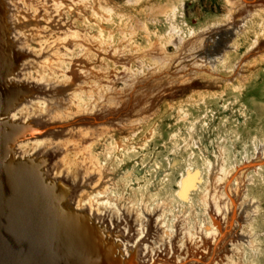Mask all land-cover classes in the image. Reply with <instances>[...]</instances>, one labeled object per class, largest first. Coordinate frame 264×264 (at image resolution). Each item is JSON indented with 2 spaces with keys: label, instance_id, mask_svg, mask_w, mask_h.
I'll list each match as a JSON object with an SVG mask.
<instances>
[{
  "label": "rangeland",
  "instance_id": "rangeland-1",
  "mask_svg": "<svg viewBox=\"0 0 264 264\" xmlns=\"http://www.w3.org/2000/svg\"><path fill=\"white\" fill-rule=\"evenodd\" d=\"M43 9L17 16L31 76L48 79L52 91H80L82 108L119 111L84 122L106 130L83 142L94 168L76 180L87 193L104 187L121 208L115 228L110 207H100L103 221L94 219L118 256L177 264L191 249L194 264H264V0H55ZM0 22L5 29L2 14ZM8 28L1 33L14 66L23 58L13 54L19 48ZM226 29L233 36L211 64L207 45ZM71 73L82 89L70 85ZM30 91L16 87L11 97ZM20 123L13 121L27 126ZM59 157L39 154L33 165L44 173L53 163L60 173ZM71 181L51 179L67 201ZM135 212L142 220L151 213L144 231ZM140 233L138 249L127 253L124 244Z\"/></svg>",
  "mask_w": 264,
  "mask_h": 264
},
{
  "label": "bare ground",
  "instance_id": "bare-ground-1",
  "mask_svg": "<svg viewBox=\"0 0 264 264\" xmlns=\"http://www.w3.org/2000/svg\"><path fill=\"white\" fill-rule=\"evenodd\" d=\"M53 2H55V0H0V14L3 15L4 23H5L3 24L7 26L6 27L7 30H9L8 28L9 24H11L12 29L15 28L13 32L14 42L12 41L11 42L12 44H10V46L14 44L15 47L19 48V50L15 49L17 51H12L11 48L10 51H12L14 55H18L19 57L23 58V60L22 59L18 60L19 62L16 63V65L12 66V60L9 57V55L7 56L6 53L7 52L6 49H9V47L5 41L0 42V54H1L0 59L1 61L4 60L3 61L4 63H2L1 65L5 66L6 70L4 71L11 70L10 73H7L8 72L7 71L6 72L7 74L5 73L6 75L2 76L3 78L0 79L1 84L4 85L1 87L4 93L0 92V128L5 126V124L8 122L13 123V121L21 122L20 124L27 123L26 126L27 130L22 132L21 134H17V137L11 143V145L4 147L6 148L8 147L14 159L16 161L22 162V164H29L31 162L33 163L34 159H36V156L39 154H47L48 156L52 155V153L60 154V157L58 158V160H60L61 162L60 173L55 170V166H53L54 165L53 163L52 165L49 166L47 165L46 167H44V173L43 172L42 173L43 175L45 174L44 175L45 177L53 179L59 184L62 183L61 182L62 179L67 177L72 180L71 182L73 183L72 187L74 190L72 191L73 195L69 198V201L63 199L64 204L66 205L65 207H68L72 209V211H76L77 213L79 212L86 215H88V213H86L88 210L89 215L98 222H101L105 219V213L100 211V207L101 206L110 207V210L113 213L110 216V220L112 219L110 224L111 226H113V228H115V221L113 220V215L117 216L118 213H120L121 208L118 207L116 210V207H114L113 203H111L107 199L108 197L107 198L104 197L103 195L105 190L104 187L101 190L98 188L95 189L94 193L93 192L87 193L84 191L83 188L78 187L76 180H78L77 178L82 177V175H84L85 177L87 174H89L88 172L91 171V168L92 167L94 168V166L91 165L92 159L90 157V152H89L90 150L86 145L83 144V142L85 143L89 141V144H91L90 140H93V137L96 136V134L98 135L99 132H102L104 134L106 130V126H104V124L100 125L99 123V126L101 127H97L96 129L97 124L94 125L95 127L86 126L83 125L84 122L98 121L103 119L108 120L110 117L112 118V114H115L114 116H116L119 113V111L115 112V110L112 109L110 110L100 109V112L98 113L97 110L95 111V109L93 108L91 109L89 108L85 109L87 107L82 108L79 105H82L83 102L84 103L86 102L80 98L79 100H77V97H79L80 94L78 92L80 91H75V88L72 90L71 88H69L68 90L65 89L66 87L63 90H59V91L54 88L55 91L54 90L52 91L50 90V88L52 89L53 86L48 79L43 78L44 80L43 81L41 79H38L37 77H33L27 70L28 64L31 61V59L28 57L29 53L28 50L25 48V40H23V37L21 36L22 33L20 34L18 29H16V22L18 20L17 16L23 14H31V13L37 15H44L45 12L43 9V5L44 7L45 6L49 7L51 4H53ZM20 21L24 22L23 20ZM7 22L9 24H7ZM26 23H28V21H26ZM17 26H19V24ZM215 35H214V40H215ZM62 45L64 44L62 43ZM216 48L218 49V46L217 43L215 42L207 45L206 53L208 55H206V59L214 56L212 60L210 59L211 64H214L215 61L220 60L222 58L221 55L218 58H215V56H218L223 51L216 50L218 52L212 54V52H214ZM62 73H65V71ZM72 73L68 75L70 85L71 86L79 85L82 82V80L78 79L74 74L72 76ZM16 87L30 89L31 91L27 94H22L20 96L17 95L15 99L13 97L14 101L12 102L11 105H9L8 103L9 100L3 103L4 99H9L10 96H13ZM4 88H7V90L5 91ZM79 88L82 89L81 85H79ZM55 98L60 99V104L56 102ZM77 102H79V104H77ZM83 106L85 105L83 104ZM67 123L72 125H66ZM17 126L20 127L19 125L16 124V127L13 128L12 130H14L15 132L16 131L19 132L20 128H17ZM63 126H67V127L63 128ZM0 169L2 168L0 167ZM95 170H93V172ZM83 172H85L86 174H84ZM188 174H190V172ZM192 174H194V172L191 173L189 176H187L188 180L186 183L188 185H192L195 182ZM102 176L104 175L102 174ZM78 181H80V178ZM87 183L90 184L92 187L96 186V183H92L91 181L90 183L89 182ZM192 186L190 188H192ZM99 196L103 198L99 199L98 198ZM0 202L7 204L9 202L10 205L14 204V211H17L21 215L22 219H25L27 222L33 223L34 220L39 215V209L34 204L35 203L34 200L32 201V199L25 194V192L22 190L21 183L14 177L13 173L10 172L8 169L6 170L2 169V171H0ZM248 207L250 206L247 205L246 208ZM8 213L9 214L13 213V210H10ZM135 213L136 216H134V223H138L139 225L144 226L142 227V230L144 231L146 225L145 220L150 219L149 216H151L150 215L151 213L147 214L146 216H143V220L141 219L142 217L139 212H135ZM144 217H146V219H144ZM159 220H160L159 216H157L155 218V221L156 223H158V225L160 224L161 226ZM35 225L40 227L39 229L36 227L38 234L45 232L47 235H50L49 232H47L48 231L47 227H49L47 222H45L44 224L45 226L44 225L41 226L39 223H36ZM123 230L127 231V233L130 231V226L127 224V222L124 225ZM142 233H140V236L136 237L137 240H135L134 242L124 244L125 251L127 253L133 250V248L135 250L138 247L139 243H137L136 241L141 239ZM247 239H245V241H247ZM123 240L127 241L126 239ZM170 246H171V250L175 251L176 248L174 247V245L171 244ZM0 247H2L3 251L8 253H10L12 250L13 253L20 258V253L17 247L13 245L12 241L10 242L7 240V242L3 241V243L2 241H0ZM190 251L191 249L188 250L185 249L183 253V257H181L182 259L181 258L180 260L177 259V262H179L177 264H194L193 261L188 260V258H190L189 255ZM161 259H164V255L162 256ZM94 264H103V263L101 261L98 262L96 261L94 262ZM216 264H220V263H216Z\"/></svg>",
  "mask_w": 264,
  "mask_h": 264
},
{
  "label": "water",
  "instance_id": "water-1",
  "mask_svg": "<svg viewBox=\"0 0 264 264\" xmlns=\"http://www.w3.org/2000/svg\"><path fill=\"white\" fill-rule=\"evenodd\" d=\"M2 30L5 29L0 22V42L5 41ZM221 36L223 38L219 42ZM232 36L231 29L219 30L214 40L219 49L216 48L212 54L221 50V42ZM3 61L0 59V79L8 73L4 71L5 66L1 65ZM2 86L0 81V92L4 93ZM7 100L9 105L14 101L10 96L3 103ZM15 127L16 124L8 122L0 128V167L13 173L25 194L34 200L39 215L38 219L30 223L14 211V204L0 202V241H12L20 253L19 258L11 249L8 253L0 247V264H94L96 261L103 264H127L118 256L116 246L92 217L65 207L59 188L50 178L45 177L32 162L22 164L16 161L9 148L4 147L11 145L17 134L27 130L26 127L17 126L20 129L15 132L12 130ZM10 210L13 213L9 214ZM45 222L49 225L47 232L50 235L37 233L36 227H40L35 224L42 226Z\"/></svg>",
  "mask_w": 264,
  "mask_h": 264
}]
</instances>
